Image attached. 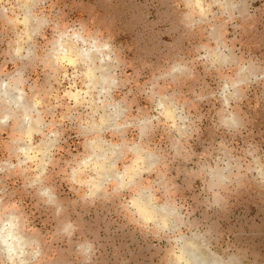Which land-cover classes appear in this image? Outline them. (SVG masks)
Segmentation results:
<instances>
[{"label":"rangeland","instance_id":"1","mask_svg":"<svg viewBox=\"0 0 264 264\" xmlns=\"http://www.w3.org/2000/svg\"><path fill=\"white\" fill-rule=\"evenodd\" d=\"M6 228L0 264H264V0H0Z\"/></svg>","mask_w":264,"mask_h":264},{"label":"bare ground","instance_id":"2","mask_svg":"<svg viewBox=\"0 0 264 264\" xmlns=\"http://www.w3.org/2000/svg\"><path fill=\"white\" fill-rule=\"evenodd\" d=\"M58 50V49H57ZM92 57V56H91ZM6 94V93H5ZM4 94V96H5ZM6 97L8 99H11V101H15V103L18 100V96H12L11 98H9L7 95ZM8 228V227H7ZM6 228V232L5 233H0V241L3 243L2 246L4 245V250L6 251L7 257L9 258V260L11 262H14L16 260V254H15V250L16 248L19 249V247L21 248V242L22 240H18L16 237V234L11 230V228H9V230ZM8 230V231H7ZM6 237L10 240V243L7 242ZM19 238V237H18ZM20 244V245H19ZM19 245V246H18ZM18 246V247H17ZM186 250L189 254H191L192 252V248L191 247H186ZM192 259L194 260L195 264H208L205 263L204 261H201L200 258H198V256H192ZM18 261V260H17ZM204 262V263H203ZM190 264V263H189ZM211 264H216V263H211Z\"/></svg>","mask_w":264,"mask_h":264},{"label":"clouds","instance_id":"3","mask_svg":"<svg viewBox=\"0 0 264 264\" xmlns=\"http://www.w3.org/2000/svg\"><path fill=\"white\" fill-rule=\"evenodd\" d=\"M6 239H7V242L10 243V240L7 237H6Z\"/></svg>","mask_w":264,"mask_h":264}]
</instances>
